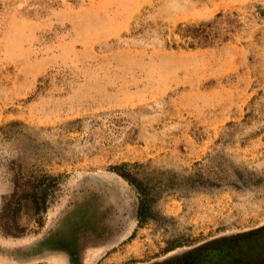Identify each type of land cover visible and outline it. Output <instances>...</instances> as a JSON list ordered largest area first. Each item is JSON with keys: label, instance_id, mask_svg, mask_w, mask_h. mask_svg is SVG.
I'll return each instance as SVG.
<instances>
[{"label": "rangeland", "instance_id": "374dc122", "mask_svg": "<svg viewBox=\"0 0 264 264\" xmlns=\"http://www.w3.org/2000/svg\"><path fill=\"white\" fill-rule=\"evenodd\" d=\"M0 264H264V0H0Z\"/></svg>", "mask_w": 264, "mask_h": 264}, {"label": "trees", "instance_id": "16d2710c", "mask_svg": "<svg viewBox=\"0 0 264 264\" xmlns=\"http://www.w3.org/2000/svg\"><path fill=\"white\" fill-rule=\"evenodd\" d=\"M189 29H193L192 32H195V34H200V35H205L206 31H207L204 24H201L199 26H190ZM124 175H126L128 178L134 180L136 182V185L138 186V188L140 190V193H141V202L140 203H141V205H140L139 216H140V221H144L153 215L152 214L153 212L151 210V202L156 197L154 195H152L150 189L147 186H143L141 184L142 183L141 180H135L136 178L134 175L132 176L129 172H127ZM46 176H48V175H46ZM30 196H33V195H30V193H27L26 195H24L22 197L28 199V198H31ZM17 199H19V198H16V195H14V197L10 201L18 203L19 200H17ZM32 200L34 201V203L36 205V208H35L36 212H40L41 210H44L47 206V195L46 194L42 195L41 200H38L36 198V195L34 198H32ZM18 209H19V207H15V209H12V211L13 212L16 210L18 211ZM8 211H9L8 206H6V210H5L6 214L5 215H8ZM2 225H3L5 231H7V232H13L14 231L13 228H11V225H9L6 221H4V223H2ZM20 230H21L20 226H17L15 232H18Z\"/></svg>", "mask_w": 264, "mask_h": 264}]
</instances>
